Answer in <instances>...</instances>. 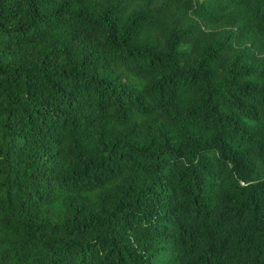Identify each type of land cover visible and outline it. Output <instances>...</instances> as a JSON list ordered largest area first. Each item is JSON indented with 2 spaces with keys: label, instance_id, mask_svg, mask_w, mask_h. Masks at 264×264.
Returning <instances> with one entry per match:
<instances>
[{
  "label": "trees",
  "instance_id": "16d2710c",
  "mask_svg": "<svg viewBox=\"0 0 264 264\" xmlns=\"http://www.w3.org/2000/svg\"><path fill=\"white\" fill-rule=\"evenodd\" d=\"M0 264H264V0H0Z\"/></svg>",
  "mask_w": 264,
  "mask_h": 264
}]
</instances>
